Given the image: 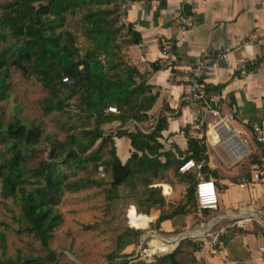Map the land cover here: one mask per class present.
I'll return each instance as SVG.
<instances>
[{
	"label": "trees",
	"instance_id": "1",
	"mask_svg": "<svg viewBox=\"0 0 264 264\" xmlns=\"http://www.w3.org/2000/svg\"><path fill=\"white\" fill-rule=\"evenodd\" d=\"M122 1L0 0V101L8 97L7 80L12 69L25 80L33 77L39 81L48 96L43 102L44 115L62 112L64 102L75 97L87 121L78 133L68 134L63 141L50 142L44 158L38 156L35 149L42 136L39 125H24L17 117L8 122L0 121V193L10 197L18 207V213L13 216L17 222L14 232L31 235L45 250L43 256H6L4 236L0 232V264L56 263V254L48 248V241L63 221L56 208L62 194L100 185L89 178L67 181L69 172L82 171L88 163H93L94 170L102 167L108 171L107 198L116 197L122 186L133 189L136 184L151 186L137 195L139 213L147 214L151 207L164 205L159 189L152 186L162 182L169 171L186 182L185 201L159 213L153 224L157 230L162 221L175 214L183 215L189 207L196 206L194 176L180 175L175 154L162 152L157 141L167 127V119L157 117L153 124L145 126L147 133L136 126L133 132L122 129L127 122L148 123V112L156 100L144 75L125 54L128 47L140 42V36L130 25L120 22ZM76 15L75 27L64 28L67 16ZM75 33L83 39L84 49L76 45ZM263 58L264 54L256 64ZM250 68L251 65L247 69ZM158 69L156 64L151 65L152 71ZM67 76L75 78L73 85L62 83L61 78ZM206 92L210 94L207 88ZM107 106L114 107L117 114L105 112ZM113 123L117 126L111 127ZM184 135L188 147L184 160L202 162L199 170L205 171L203 137L191 138L186 132ZM120 138L127 139L133 150L123 164L116 156L114 145V140ZM104 151L107 155L101 160ZM159 158H163V162ZM248 164L261 163L256 157H249ZM209 172L214 175L213 171ZM134 232L128 229L118 236L117 243L128 236L134 239L137 235ZM184 242L186 239L179 240L167 253L156 255L152 263H141L184 264L180 259ZM128 255L121 256V264L127 261ZM116 258L109 254L106 264Z\"/></svg>",
	"mask_w": 264,
	"mask_h": 264
},
{
	"label": "crops",
	"instance_id": "2",
	"mask_svg": "<svg viewBox=\"0 0 264 264\" xmlns=\"http://www.w3.org/2000/svg\"><path fill=\"white\" fill-rule=\"evenodd\" d=\"M179 16H184L189 26L175 38L174 23ZM124 25H130L140 36V42L128 47L125 54L144 75L156 100L148 112V123L127 122L122 129L133 132L136 126L147 133L144 128L150 121L166 118L167 127L157 141L162 152L175 154L178 166L188 156L184 132L191 138L203 137L206 170L177 172L192 174L194 181L199 176L210 177L217 186L216 209L201 211L194 206L183 215L175 214L159 224L160 239H172L175 244L186 239L182 249L187 264H264L263 183H237L252 171L249 157H256L264 169V146L256 144L250 134L252 124L264 123V58L256 64L264 54V45L259 42L264 37V0H134L124 17ZM164 43L174 44L179 60L171 81L168 71L151 70ZM219 50L228 51L227 63L206 72L202 78L215 97L218 111L223 116L235 114L231 125L237 131L236 137L247 141L248 154L239 158V165H232L238 159L232 158L218 143L219 137L212 126L215 118L211 114L203 115L197 105L184 97L187 68L195 59ZM240 57L245 58L251 68L239 73L235 67ZM222 136H226L224 131ZM114 145L119 161L125 163L133 151L128 140L115 139ZM159 161L163 162V158ZM168 173L171 177L167 182L152 186L159 189L165 203L160 208L149 209L146 215H153L149 220H156L160 212L165 213L185 201L188 184L178 175ZM150 187L142 186L146 191ZM246 217L249 218L244 220ZM237 220L244 221L238 225ZM193 246L196 247L191 248Z\"/></svg>",
	"mask_w": 264,
	"mask_h": 264
},
{
	"label": "rangeland",
	"instance_id": "3",
	"mask_svg": "<svg viewBox=\"0 0 264 264\" xmlns=\"http://www.w3.org/2000/svg\"><path fill=\"white\" fill-rule=\"evenodd\" d=\"M76 21L77 15L67 16L64 28L73 29ZM75 36L76 45L84 49L83 39L78 33H75ZM7 82L8 97L0 101V121L8 122L17 117L24 125H39L42 136L35 147L38 156L46 157L50 142L63 141L68 134L78 133L87 122L79 111L75 97L64 102L62 112L53 111L44 115L43 102L48 96L39 81L33 77L25 80L17 71L11 69ZM212 122L216 123V120ZM0 149H2L1 144ZM106 155L104 151L101 160H104ZM233 162L232 165L240 164L239 159ZM84 167L82 171L69 172L67 181L89 178L96 183L99 182L100 185H90L83 190L62 194L56 208L63 221L48 241V248L54 251L57 257L55 264H106L109 254L117 257L111 264H121V256L124 254H130L124 264L154 262L156 258L146 261L134 257L140 240L148 242L150 239L162 237L159 231L153 228L155 220H149V216L153 217V215L139 213L136 210L137 195L143 189L141 184H136L134 189L122 186L116 197L107 198L106 190L110 188L108 171L103 170L102 167L94 170L93 163H88ZM170 177L168 173L163 181L167 182ZM17 213L18 207L11 198L0 193V232L4 236V254L11 257L43 256L45 250L37 239L31 235L14 232L17 222L14 221L13 216ZM128 229L135 231L136 237L133 239L128 236L126 240L117 243L118 236ZM137 230L140 231L136 232ZM183 250L181 248L180 259L187 264V256Z\"/></svg>",
	"mask_w": 264,
	"mask_h": 264
},
{
	"label": "built area",
	"instance_id": "4",
	"mask_svg": "<svg viewBox=\"0 0 264 264\" xmlns=\"http://www.w3.org/2000/svg\"><path fill=\"white\" fill-rule=\"evenodd\" d=\"M134 0H123L119 5L120 17L119 20L124 24V17L129 11ZM189 23L184 16L177 17L174 23L175 38L178 35L185 32ZM264 45V37L259 41ZM173 43H164L159 52V56L156 60V65L168 71L169 81L173 80L174 70L179 67V60L174 53ZM227 52L226 50H219L210 54H206L204 57L195 59L190 66L187 68L185 86H184V97L185 99L198 106L200 112L203 115L211 114L216 123L212 124L215 128L216 133L219 137V142L223 147H225L230 153L231 157L234 159L242 158L243 155L248 154V146L245 138H237V131L231 125L232 121L235 120V114L229 113L223 116L218 111V106L215 97L206 92V85L202 76L206 72L212 69H219L227 63ZM248 67H250L249 62L240 57L236 63L235 70L237 72H244ZM78 70H81L79 67ZM61 81L63 84L73 85L75 83V78L73 77H62ZM105 112H110L111 114H117L114 107L107 106L104 110ZM152 124L153 122L150 121ZM202 124V121H199ZM211 126V125H208ZM209 128V127H208ZM224 131L225 137L222 136ZM250 134L253 141L261 146H264V123L262 124H252L250 127ZM223 137V138H222ZM229 146H225L226 144ZM225 144V145H224ZM202 162L195 163L193 160H186L183 164L177 167L180 173H184L190 169L198 170ZM194 198L196 201V206L199 210L201 209H216L217 207V186L212 178L208 177H197L195 181ZM251 182L263 183L264 189V169L263 166L254 165L252 171L242 178L237 180L240 185L247 184ZM264 191V190H263ZM249 217L244 218L248 219ZM244 220H237L236 224L241 225ZM204 227L202 226L201 229ZM264 230V226H262ZM174 247V240H165L160 238L150 239L148 242L145 240H140L137 248L135 250L134 257L137 259H144L146 261L152 260L156 255L165 254Z\"/></svg>",
	"mask_w": 264,
	"mask_h": 264
},
{
	"label": "bare ground",
	"instance_id": "5",
	"mask_svg": "<svg viewBox=\"0 0 264 264\" xmlns=\"http://www.w3.org/2000/svg\"><path fill=\"white\" fill-rule=\"evenodd\" d=\"M230 144L228 143V144H226L225 146H229Z\"/></svg>",
	"mask_w": 264,
	"mask_h": 264
}]
</instances>
